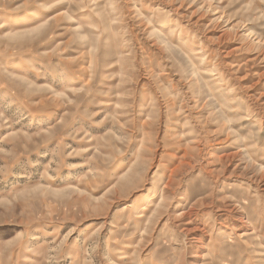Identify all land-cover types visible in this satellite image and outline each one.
I'll return each instance as SVG.
<instances>
[{"label":"rangeland","instance_id":"obj_1","mask_svg":"<svg viewBox=\"0 0 264 264\" xmlns=\"http://www.w3.org/2000/svg\"><path fill=\"white\" fill-rule=\"evenodd\" d=\"M0 264H264V0H0Z\"/></svg>","mask_w":264,"mask_h":264}]
</instances>
